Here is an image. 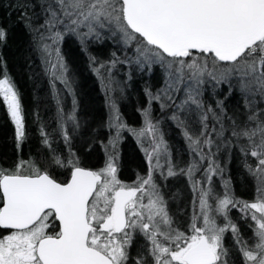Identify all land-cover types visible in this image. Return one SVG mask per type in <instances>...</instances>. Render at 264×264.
<instances>
[{"label":"snow or ice","instance_id":"obj_1","mask_svg":"<svg viewBox=\"0 0 264 264\" xmlns=\"http://www.w3.org/2000/svg\"><path fill=\"white\" fill-rule=\"evenodd\" d=\"M60 26L84 37L113 29L134 48L137 63L164 69L162 91L177 109L173 119L179 120L178 113L185 109L200 113L199 132L184 134L199 161H208L204 171L209 184L216 172L209 157L225 129L223 109L218 114L205 107L201 97L207 85L228 84L230 90H238L249 111L242 127L232 121L231 135L246 139L250 155L257 158L253 173L258 179L257 196L254 202L234 201L227 194L215 198L210 186L197 188L203 182L194 181L198 211L182 230L153 178V171L163 168L162 154L167 176L176 172L145 111V127L137 135L152 136L151 151L145 150L150 167L132 184L118 178L113 158L93 170L72 153L63 159L54 156L52 162L67 170L64 181L31 160H19L12 169L0 167V264H130V260L131 264H227L223 239L229 230L240 245L244 264H264V107H256L257 97L264 101V0H54L44 24L47 39L56 43L62 35L57 31ZM4 36L0 30V38ZM49 47L45 45V50ZM0 97L14 123L19 148L25 138L24 116L7 76L0 78ZM209 119L219 124L212 133ZM42 135L48 144L46 134ZM198 170L194 160L180 171L192 178ZM230 205L254 222L251 245L242 241L227 218ZM216 215L225 216L224 226L217 224ZM137 234L146 244L130 258Z\"/></svg>","mask_w":264,"mask_h":264},{"label":"trees","instance_id":"obj_2","mask_svg":"<svg viewBox=\"0 0 264 264\" xmlns=\"http://www.w3.org/2000/svg\"><path fill=\"white\" fill-rule=\"evenodd\" d=\"M53 2L54 0H0V30L5 33L0 38V78L7 76L18 93L25 132V138L18 148L14 123L0 97V167L12 169L19 160H31L46 168L57 180L64 181L68 178L67 170L52 162L54 156L63 159L72 153L82 166L93 170L102 168L105 163L103 147L113 134L108 127L104 86L110 83L108 76L114 83L111 95H114L120 119L130 128H136L139 123V108H143L146 91L157 89L163 81H160L157 68L153 67L147 72L144 68L135 67L130 60L131 54H134L133 47L127 45L124 49L115 35L108 38L104 34L97 41L82 42L73 32L60 26L58 31L62 33L61 38L53 45L57 47L65 63L63 83L68 95L65 98L71 100L75 117V125L63 130L58 99L54 94L53 81L46 70L43 54L44 46L51 42L47 39L49 33L44 24L48 17V7ZM110 67V74L103 77L102 69L106 68V71ZM213 91L214 96L209 97V100L205 101L202 97L205 107L217 108L218 114L222 108V122L227 128L233 120L242 127L249 109L242 107L238 90L234 87L230 90L228 84H222ZM257 101V108L264 107V101H260L259 97ZM166 114L167 111H159L156 117L158 127L169 147L172 164L177 169L184 168L189 161L190 152L183 133L185 130L190 134L199 132L202 127L200 113L195 109H185L178 113L179 121H183L181 127L169 121ZM209 122L210 119L207 122L208 131ZM42 132L46 134L48 144L44 143L45 136ZM226 144L222 151H218L216 161L213 158L211 161L223 166L226 189L231 199L254 202L256 178L253 174V158L245 151L246 147L244 148L240 138H226ZM144 164L137 142L129 134L123 133L115 157L118 177L124 182H131L133 177H142L145 172ZM201 171L202 169L198 170L193 181L200 180ZM177 182L184 186L179 177H173L166 179L162 187L169 186L173 192L172 187ZM170 197L165 195L167 200ZM169 209L173 216L172 208ZM187 211L188 209L185 211L184 223L177 225L180 228L187 220ZM227 218L238 228L242 241L251 245L253 237L249 218L238 207L231 205L227 210ZM223 244L228 251L225 257L227 264H243L240 245L231 232L224 233Z\"/></svg>","mask_w":264,"mask_h":264},{"label":"rangeland","instance_id":"obj_3","mask_svg":"<svg viewBox=\"0 0 264 264\" xmlns=\"http://www.w3.org/2000/svg\"><path fill=\"white\" fill-rule=\"evenodd\" d=\"M57 31H58V28H57ZM82 31L83 30H81V32ZM73 34H75L79 39H81L82 42H85L88 40L97 41L104 34H106V37H108V38H110V36H112V35H115L116 40L121 44V46L124 49L127 46L122 41L121 36L118 32H115V34H114L113 29L105 28V29L100 30L98 37L95 35L84 37L82 34H77L74 32H73ZM49 45H50V47L47 50H45V46L43 48L44 62H45L46 70H47L48 74L51 76V79L53 81L52 87H53L54 94L58 99V104H59V108H60V119L62 121L63 130H65L66 128L73 127L75 125L73 105H71V100L69 98L68 99L65 98L68 96L67 95V88L65 87V83H63L66 67H65V63L63 62L62 57L59 55V53L57 51V47L55 45H53L52 41L50 42ZM133 51H134V48H133ZM131 56L132 57L130 60H132V63L135 65V67H138L139 69L144 68L145 70H147V72H149L153 67H155V69L157 68L158 69L157 72L159 73V77H161L160 81L161 82L163 81V82H162V85L159 86L157 89H155L153 91H150V90L146 91L143 108L142 107L139 108V111H140L139 119H138L139 123H138L136 128H130L127 125H125L120 119L119 112H118V109L116 107V103L114 100V95H111L112 94V87H113L114 83L111 82L110 76H108L107 80L110 81V83L104 84V86L106 89L105 96H106V107L108 110L107 111L108 127L112 130L111 132L113 134L110 136V138H108V141L105 143L106 145H104L103 151L105 152V163L109 158H113L114 163H115V157H116V154L118 152V142L120 141L123 133L129 134L137 142V144L140 148V151L143 155V158L145 161L144 176H146L147 173L149 172L150 165H149V161L147 159V154H146L145 150L147 149L148 152L151 151L150 142L152 141V136H151V134H149L148 136H145V137H140L139 135H137V133L140 131V129L145 127V111H148L150 113L151 122L153 124H155L157 127V138L158 139L162 138L163 141H164V138L162 135V131L158 127L159 122L156 118L159 114V111H161V110L167 111V114H166L167 119H169V121H171L174 124H178L180 127H181V122L179 120L173 119V115H174V113H177V109L175 108V106L170 101L167 100V97L163 94V91H162L165 88V80H166V75H165L164 69L158 64L149 65L146 63H137L136 62L137 57H136L135 53L131 54ZM53 65H55V67H53ZM153 65H155V66H153ZM105 69L106 68L102 69V71L104 72V73H102L103 77H105V75L110 74L111 67L107 68L106 71H105ZM216 87H213L212 85L205 86V90H204V93L202 95V97L204 98L205 101H207V99L209 100V97L214 96L213 90ZM117 88L118 87H115V89H117ZM116 91L119 92V90H116ZM239 95L241 97L242 107L244 109H247L245 107L244 97L240 93H239ZM156 96H159L160 99H154L153 98ZM182 96H183V94L181 93L180 97L175 98L176 104H178L180 102V98H182ZM202 97H201V99H202ZM62 103H64V105ZM165 109H168V110H165ZM213 110H215L217 113H219V110L217 108L213 109ZM245 121L243 123H245ZM117 125H123V127L118 128ZM209 125H210V129L208 131L209 133H212L213 127L217 128V130L219 129V124L212 119H210ZM232 128H233L232 121H231V125L229 126V128H227V126H224V129H225L224 135H223V137H221L217 140L216 144L213 145V147H212L213 155L210 157V161L212 158L214 159V161H216V156L218 154V151H222L223 148L227 145L226 144V138H232V137L237 138V137H234L231 135ZM226 130H227V133H226ZM117 133H119V135H117ZM184 133H183V137L187 141L188 151L190 152L189 153V161H188L187 165L184 168H180V169H177L174 167V171L176 172V175L167 176V164L165 163L164 154H162L161 159H160V163H161V165H163V168L155 169L153 171V178H154L156 184L159 186L160 193L163 195L164 200L167 203V208H168L169 214H170L169 208L170 207L172 208V211L174 213L173 214L174 220H175L177 225L181 226L184 223L185 211L188 209L187 220H186L185 224L183 225V227H181L182 230L187 227V225L190 222L191 217L194 214V212L198 211V202L194 203V201H198V191L194 190V188H193V182L194 181L192 179L194 176L192 178H189L185 173L180 171L181 169H186L189 166V164L195 160L197 162V166H198L199 170L202 169L199 181L203 182L202 185H197V188H199L201 186H203V187H209L210 186L211 191L213 193V196L215 198H224L225 194H227L229 196L228 191L226 189L227 182H226V175H225V170L223 169V166L220 167L214 161H211L213 163V165L216 167V172L214 175H212V178H211V181L209 184V182L205 180V171H204L208 167V161H199V158L193 154L191 148L189 147V142H188ZM212 135H213V138L215 139V134L213 133ZM240 139L243 141L244 148L246 147L245 151L247 150V153L250 154V149L248 148L247 140L244 138H240ZM110 141H111V143H110ZM164 144L166 145L165 141H164ZM166 146H167V155L170 157L169 147H168V145H166ZM242 152H244V151L242 150ZM252 158H253V173H254V171L257 167L258 161H257V158H255V157H252ZM105 163L102 167L105 166ZM152 163L155 164V159H153ZM117 176H118V173H117ZM144 176H142V177H144ZM173 177H179L185 187L180 182L175 183V185L172 187L173 192L170 190L169 186L167 187L166 185H164L162 187V184L166 179L173 178ZM255 178H256L255 179L256 192L254 195H255V199H256L257 186H258V179H257L256 175H255ZM136 181H137V178L133 177L131 182H124V181H122V182L125 184H132ZM165 195L171 196V197L167 200L165 198ZM210 202L213 204V207L216 206L217 201L215 199H213ZM170 215L172 216V214H170ZM173 216H172V218H173ZM216 221H217L218 225L224 226V224L226 223L225 216L224 215H216ZM248 223L250 225V229L252 231L251 233H252V237H253L254 222L249 218ZM229 232H231V231L229 230ZM133 241H136L138 244V248H142V249H143L144 245L146 244V241L144 240V238L138 234L134 237ZM253 242H254V237H253ZM130 256L136 257V254L133 253V254H130ZM241 258L243 259V264H244V258L242 256V254H241Z\"/></svg>","mask_w":264,"mask_h":264},{"label":"flooded vegetation","instance_id":"obj_4","mask_svg":"<svg viewBox=\"0 0 264 264\" xmlns=\"http://www.w3.org/2000/svg\"><path fill=\"white\" fill-rule=\"evenodd\" d=\"M140 250H142V248H138V244H137V242H136V241H133V242H132V246H131L130 249H129V253H130V254L135 253V254L137 255V253H138Z\"/></svg>","mask_w":264,"mask_h":264}]
</instances>
